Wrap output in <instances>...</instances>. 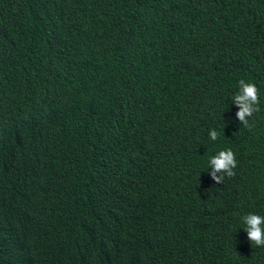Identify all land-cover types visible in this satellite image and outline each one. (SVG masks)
Returning a JSON list of instances; mask_svg holds the SVG:
<instances>
[{"label": "trees", "instance_id": "trees-1", "mask_svg": "<svg viewBox=\"0 0 264 264\" xmlns=\"http://www.w3.org/2000/svg\"><path fill=\"white\" fill-rule=\"evenodd\" d=\"M249 213L264 0H0V264H264Z\"/></svg>", "mask_w": 264, "mask_h": 264}, {"label": "clouds", "instance_id": "clouds-1", "mask_svg": "<svg viewBox=\"0 0 264 264\" xmlns=\"http://www.w3.org/2000/svg\"><path fill=\"white\" fill-rule=\"evenodd\" d=\"M239 90L233 96V103L238 105L236 118L245 126H248V118L258 111L259 90L252 82H247L243 78L238 81ZM212 140H216L218 132L212 130L209 133ZM209 166L212 171L210 176L214 182L221 183L224 177H232L236 168L235 154L231 149L220 150L216 155H213L209 161ZM219 173V175H218ZM245 225L244 230L247 233V238L243 236L245 246L264 247V216L249 213L242 217Z\"/></svg>", "mask_w": 264, "mask_h": 264}]
</instances>
